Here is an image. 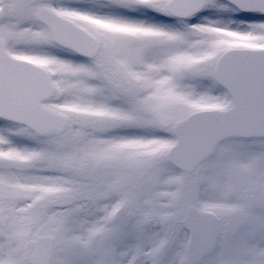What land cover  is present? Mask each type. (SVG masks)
<instances>
[{
    "label": "snow or ice",
    "instance_id": "obj_1",
    "mask_svg": "<svg viewBox=\"0 0 264 264\" xmlns=\"http://www.w3.org/2000/svg\"><path fill=\"white\" fill-rule=\"evenodd\" d=\"M0 264H264V0H0Z\"/></svg>",
    "mask_w": 264,
    "mask_h": 264
}]
</instances>
